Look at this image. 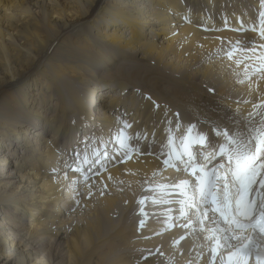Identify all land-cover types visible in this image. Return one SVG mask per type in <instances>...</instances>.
<instances>
[{
  "label": "bare ground",
  "instance_id": "bare-ground-1",
  "mask_svg": "<svg viewBox=\"0 0 264 264\" xmlns=\"http://www.w3.org/2000/svg\"><path fill=\"white\" fill-rule=\"evenodd\" d=\"M4 1L0 162L13 156L11 146L22 157L0 176V262L211 264L207 233L188 224L190 213L180 215L179 197L154 202L163 195L158 185L187 178L164 166L162 145L188 124L215 140L213 124L243 125L264 100L259 62L241 51L262 42L253 29L264 0ZM101 24L111 30L89 32ZM159 35L166 40L154 41ZM135 74L157 75L158 87L131 82ZM103 81L113 92L99 89ZM128 83H136L133 99L124 95ZM77 152L89 163L78 165ZM71 162L81 171L66 167ZM118 204L123 216L115 222Z\"/></svg>",
  "mask_w": 264,
  "mask_h": 264
},
{
  "label": "snow or ice",
  "instance_id": "snow-or-ice-1",
  "mask_svg": "<svg viewBox=\"0 0 264 264\" xmlns=\"http://www.w3.org/2000/svg\"><path fill=\"white\" fill-rule=\"evenodd\" d=\"M260 16L264 24V12ZM258 32L262 42L257 45L255 40L249 41L241 51L252 54L246 59L259 62L254 70L258 79H262L264 27ZM227 55L232 58L231 52ZM253 110L243 125L213 124L211 132L215 140H209L202 132H194L196 126L188 124L178 137L170 132L167 143L162 145L167 150L161 153L165 156L163 163L190 178L158 185L163 195L154 202H167L164 197L173 194L179 197L180 215L190 213L195 220L189 219L188 224L196 223L207 233L205 240L211 252V264L217 260L219 264H250L253 258L255 264H264V100L253 104ZM127 139L123 134L118 137L121 147L126 146ZM93 154L99 156L95 150ZM75 159L78 165L89 163L86 152L82 158L77 152ZM78 165L66 164V167L80 172ZM205 221L209 222L207 226Z\"/></svg>",
  "mask_w": 264,
  "mask_h": 264
},
{
  "label": "rangeland",
  "instance_id": "rangeland-1",
  "mask_svg": "<svg viewBox=\"0 0 264 264\" xmlns=\"http://www.w3.org/2000/svg\"><path fill=\"white\" fill-rule=\"evenodd\" d=\"M4 1V0H3ZM151 2H152V0H151ZM6 3H8V1L6 0V1H4L3 2V4L2 5H4V4H6ZM146 3V2H145ZM4 13V11H0V15H2ZM171 15H173L172 13H171ZM104 27V25H98V26H96L95 28H93V27H91V29H90V33H92V34H95V33H97V35H100V34H98V30H106V31H109V30H111V28L110 29H105V28H103ZM100 28V29H99ZM121 29V30H120ZM119 29V31H120V33H121V31H122V36H125V37H129L131 34L129 33V31L126 29V28H120ZM97 30V31H96ZM113 30V29H112ZM95 31V32H94ZM119 31H117V32H119ZM147 33H148V31H146ZM148 37H149V35H147ZM158 38V39H157ZM157 38H155V40L154 41H157V42H164L166 39H164V41H162L163 39V36L162 35H159V37H157ZM161 38V39H160ZM130 39H131V37H130ZM73 65V67H74V64H72ZM67 65H65V66H63V67H66ZM68 66L70 67V64H68ZM67 66V67H68ZM75 70H77L76 68H73V71H75ZM89 70H91L90 68H87L86 66L83 68V71L84 72H88ZM71 73H69V72H67V77H66V80H67V82L68 81H71L70 79L73 77L72 76V74L70 75ZM155 76H157V75H152V76H148V77H146V76H142V75H132L131 77H128L129 78V80H131V82L132 81H136L137 83H138V81L139 82H142L144 85H146V86H148L149 88L151 87V86H153L154 85V87H158V82L160 81V78H155ZM154 77V78H153ZM138 79V80H137ZM141 79V80H140ZM150 81H149V80ZM145 81V82H144ZM152 81V82H151ZM39 82V81H38ZM72 82V81H71ZM149 82V83H148ZM154 82V83H153ZM155 82H156V84H155ZM147 83V84H146ZM151 83V84H150ZM136 83H128V84H126V86H125V88H127V89H129V87H131V89H130V91L132 92V90L134 89V85H135ZM149 84H150V86H149ZM111 85H113L112 83H108V82H106V81H103V83H101L100 85H99V89L101 90V91H103L104 92V94L105 93H111V92H113V91H111L112 90V86ZM92 86V88L94 87V86H96V85H91ZM113 87H114V85H113ZM125 88H124V90H125ZM42 90H43V93L44 94H46V90L44 89V88H42ZM125 92V91H124ZM32 93L35 95L34 97L35 98H37V95H36V93H35V91L34 90H32ZM128 95H131V93L130 94H128ZM95 96H97V95H95ZM157 96H159L158 94H157ZM99 97H101L102 98V96L101 95H99V96H97V98H96V101H98L97 99L99 98ZM91 100L93 101V98H91ZM38 101V100H37ZM46 107V106H45ZM44 108V105L41 107V109H43ZM96 110H93V112H95ZM47 113H48V111H47ZM50 113V112H49ZM48 115V114H47ZM29 131V130H28ZM85 133V132H84ZM48 134H50V131L48 132ZM82 134H83V130H82V128L81 127H79V129H78V131H77V134H76V139H81L82 138ZM45 137H46V140H48V143H50V141H51V137L49 136V135H47L46 136V134H45ZM94 136H88V137H86L85 139H89V140H91L92 138H93ZM11 150H16L14 153H13V156L12 155H7L6 156V158H4L5 159V162H0V176H4L5 175V172L7 171V168L8 169H10L11 168V164L12 163H19V162H21L20 161V159H21V157H22V152L20 151V148L19 147H13V146H11ZM12 152V151H11ZM74 152V151H73ZM0 153L1 154H4V153H6L5 151H0ZM12 154V153H11ZM72 154V153H71ZM75 155V154H74ZM74 155H73V158H74ZM72 156V155H71ZM70 164H72L73 165V163L71 162ZM60 172H62V171H60ZM59 172V173H60ZM31 173V172H30ZM62 200H64V198L62 199L61 198V200L58 202V204L60 203V202H62ZM116 209H118V210H116V215H114V217H113V220L115 221V222H117V220L119 221L120 220V218H122V216H123V214H122V212H123V206L121 207V205L120 204H118L117 206H116ZM70 213L72 212V208L71 209H69L68 210ZM117 211H119V212H117ZM116 217V218H115ZM133 219H134V215H132V216H129L128 217V220H130V221H133ZM7 251V250H6ZM4 262V264H16V261H15V259L14 258H10L9 260H2L1 262H0V264H2Z\"/></svg>",
  "mask_w": 264,
  "mask_h": 264
}]
</instances>
